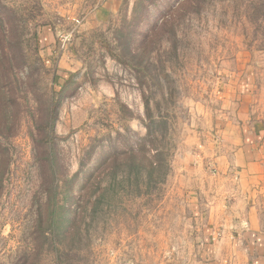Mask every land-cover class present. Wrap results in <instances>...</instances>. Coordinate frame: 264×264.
Returning <instances> with one entry per match:
<instances>
[{
  "label": "rangeland",
  "instance_id": "1",
  "mask_svg": "<svg viewBox=\"0 0 264 264\" xmlns=\"http://www.w3.org/2000/svg\"><path fill=\"white\" fill-rule=\"evenodd\" d=\"M0 50L28 62L0 125V264H225L200 246L215 207L264 208L218 133L246 78L264 124V0H0ZM147 124L166 173L101 166Z\"/></svg>",
  "mask_w": 264,
  "mask_h": 264
},
{
  "label": "crops",
  "instance_id": "2",
  "mask_svg": "<svg viewBox=\"0 0 264 264\" xmlns=\"http://www.w3.org/2000/svg\"><path fill=\"white\" fill-rule=\"evenodd\" d=\"M251 81L250 78L240 81L236 98L242 99L240 105L218 132L221 139L234 146L232 154H227L226 161L239 163L240 168L235 167L244 181L245 189L241 192L244 194L243 201L246 199V192L252 189L249 188V182L255 186H259L261 182L264 184V124L260 116L254 113V107L249 101L248 87L244 88V82L249 85ZM222 156L224 158V155ZM245 202L248 205L243 215L237 210H231L229 221H222L225 218L223 211L215 207L213 215L208 218V224H204L201 229L203 241L206 240L207 243L201 240L200 246L206 245L210 251L218 254V257L223 256L225 264H264V208L256 205L255 200H250L249 197ZM195 204L197 205H192L196 209L198 203ZM199 208V212H191L193 217H202L203 211L201 206ZM211 218L213 219L210 220ZM216 233L217 237L214 236ZM206 264L216 263L214 260Z\"/></svg>",
  "mask_w": 264,
  "mask_h": 264
},
{
  "label": "trees",
  "instance_id": "3",
  "mask_svg": "<svg viewBox=\"0 0 264 264\" xmlns=\"http://www.w3.org/2000/svg\"><path fill=\"white\" fill-rule=\"evenodd\" d=\"M9 51H14L17 53V47L12 46V44L8 45ZM19 49V47H18ZM2 51V50H0ZM28 62L27 58L22 55H9L5 52H0V125L1 127H5L6 122L8 120L7 115V107L10 101V97L6 94V91L12 89V84H15L17 80L16 74L19 69L22 67H27ZM52 108L50 110V126H52V117L53 110L55 108V102L52 103ZM155 121L151 120V123ZM147 134L142 139V142L138 147L130 148L127 151L120 153H113L111 159L108 161L106 159L101 160V166H111L123 165L125 164V158H131V164H135L137 167L147 168L149 172H158L161 169H165L166 173L169 168V164L165 161V155L163 154V149L161 150L158 146H156V137L154 135V129L151 124H147L146 126ZM5 131L0 130V190L2 188L5 176L9 170L10 158L8 154V148L4 143ZM151 151V158L146 157V154ZM139 154L141 157L138 161L134 162V158ZM164 155V158H163ZM138 167V168H139ZM101 168V167H100ZM93 182V177L88 179L80 188V195L83 200L88 201L89 191L91 183Z\"/></svg>",
  "mask_w": 264,
  "mask_h": 264
}]
</instances>
